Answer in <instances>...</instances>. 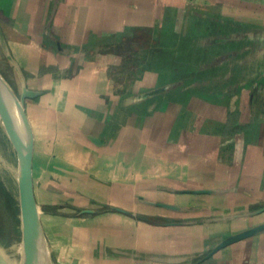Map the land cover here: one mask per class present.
<instances>
[{"label": "crops", "instance_id": "1", "mask_svg": "<svg viewBox=\"0 0 264 264\" xmlns=\"http://www.w3.org/2000/svg\"><path fill=\"white\" fill-rule=\"evenodd\" d=\"M33 1L0 0V71L24 95L41 252L54 264H264V229L230 236L264 223V1L192 0L206 12L185 0ZM156 10L194 15L188 31H151L189 51L109 72ZM14 236L0 223V264H24Z\"/></svg>", "mask_w": 264, "mask_h": 264}, {"label": "rangeland", "instance_id": "2", "mask_svg": "<svg viewBox=\"0 0 264 264\" xmlns=\"http://www.w3.org/2000/svg\"><path fill=\"white\" fill-rule=\"evenodd\" d=\"M34 1L33 2H34V6H35L37 3L36 2L37 0H34ZM185 1L187 2V5H190L191 7H194L197 10L199 9V11H205L206 12V10L204 9L206 7L203 3L192 1V0H185ZM31 2H32V0H31ZM157 2L159 5H160V3H161V5L164 4L163 0H157ZM214 7H215L214 8L215 13H216V10L218 11L221 8V6H214ZM201 8H203L204 10H200ZM32 10L33 9H31V11ZM239 11L241 13L239 16H244V17L255 13L253 11H249V10H245V9H243V10L241 9ZM54 13H56V9H55V6L52 5L49 8V12L47 11V24L48 23L50 24L48 26H51V23H52V21H54L53 19L55 17H60V14L55 16ZM151 15H152V18L149 19L150 20V27L142 24V25L135 26V29L139 30L140 28L141 29L144 28L145 30L143 31L144 32L143 34L146 33V31H147L146 29H149L150 31H154V35H155V31L158 28H159L158 31L160 32L161 28H164V27L169 28V27L174 26L172 24L166 25L165 22L172 21V23H175L177 21H179V22L182 21L185 23L184 27H182L183 30L185 31V29H186L188 31V25H187V23H189L188 20L191 17L192 18L194 17V15L190 14L188 11L178 12L176 10H164V11L163 10H156V12L151 13ZM152 19H155V21H157L159 23V26H154L153 30L151 27L152 26L151 25ZM172 19H174V20H172ZM193 21H194V18H193ZM154 23H156V22H154ZM158 23H156V24H158ZM43 28L46 29V27H43ZM133 28L130 30L128 29L129 32L127 30V33L132 34L131 31L133 30ZM132 37H133V35H132ZM152 41H153V39H152ZM152 41H151V44H152L151 46H149V47L146 46L147 48H142L141 49L142 51L140 53H137L138 59L141 61L143 60V62H144V63L141 62L139 67H147L151 64L153 66H155L156 68L169 67V65L174 62L173 60H176L174 55H173L175 50L180 49L182 51H184V50L189 51V49L184 48L185 47L184 44L180 45V46H183V48H181L180 46L178 48H174V46H175L174 44L172 47H170V46H168V44L163 45L161 43H158L159 41L157 43H155L154 41L152 42ZM120 44H121V42L118 43L117 45H120ZM142 45H144V43ZM197 45L199 46V48L202 47L204 50L207 47L206 43H201V42L196 43V48L198 50H199V48L197 47ZM184 54L185 53H183L181 56H183ZM188 56H189V54H185L181 58L187 59ZM127 63H128L127 60L121 59V62L119 65L109 67V72H110V70H114V68H115L114 72H117L116 74H118L119 72L125 73L126 78H128L127 73L132 71L133 66H130ZM134 68H136V67L134 66ZM2 69H4V68L2 67ZM7 72L8 71L6 69H4V71L2 70V72L0 71V77L5 81V83L7 84L9 89L11 90V92L14 94L15 100H17V102L20 103L22 94L19 91H17L15 88L14 89L12 88V86L10 85L11 84L10 83V75ZM119 76H124V74H121ZM116 79H119V77L117 76ZM129 79H127V81L124 82L125 85L128 84ZM119 86H121V85H119ZM21 103H22L23 111L25 113L24 97H23V101ZM25 116H26V113H25ZM26 119H27V116H26ZM27 121H28V119H27ZM28 124H29V122H28ZM29 128H30V125H29ZM30 134H31V132H30ZM1 145L4 146V150H3L4 155H2V157H1V154H0V223L2 225L4 224V226H6L8 231L13 232L16 235L14 237L16 239H18L22 244L21 234H22L23 225H22V221H21V212H20V206H19V202H18L17 191L15 190V188H16V177L14 175V156H13L14 139H13L11 127H9V145H8L9 147L5 144H1ZM29 153L31 155V146H30V152ZM28 165H29V162H28ZM30 174H31V158H30ZM14 177H15V184H14ZM33 197H34V195H33ZM34 201H35V199H34ZM35 204L37 205L36 201H35ZM38 219H39V224L41 227L40 212H38ZM262 229H264V223L263 222L255 225L253 227H249L245 230H242L241 232L234 233L230 236H231V239H239V238H242L244 236L257 234ZM43 247H45V246L43 245ZM47 254L48 253H46L45 248H43V250L41 252V255H42L41 259L42 260L47 259V264H54L52 258L48 259Z\"/></svg>", "mask_w": 264, "mask_h": 264}, {"label": "bare ground", "instance_id": "3", "mask_svg": "<svg viewBox=\"0 0 264 264\" xmlns=\"http://www.w3.org/2000/svg\"><path fill=\"white\" fill-rule=\"evenodd\" d=\"M21 109L16 106L13 99L3 86L0 80V154L1 157L4 155V146L1 144L9 145V127H11L14 146H13V156H14V175L16 177V188L18 202H20V189H21V165L24 163V155L27 154L29 149L28 143V130L26 125L20 115ZM9 147V146H8ZM14 177V184H15ZM35 216L38 214L37 207L34 208ZM33 240L35 244L34 260L33 264H46L41 259V241L43 236L41 234L40 225L38 221L35 220L33 224ZM24 235V247L27 242V233L23 227Z\"/></svg>", "mask_w": 264, "mask_h": 264}, {"label": "water", "instance_id": "4", "mask_svg": "<svg viewBox=\"0 0 264 264\" xmlns=\"http://www.w3.org/2000/svg\"><path fill=\"white\" fill-rule=\"evenodd\" d=\"M0 80L13 99L15 105L20 107L21 112V118L23 120V123L26 125L28 130V143H29V149L26 155H24V163L21 165V175H22V181H21V189H20V212H21V221L22 225L26 230L27 233V242L25 244V247L23 246V257H24V264H33L34 260V251H35V244L33 240V224L34 221L37 220L39 224L38 214L35 216L34 208L36 206L34 197H33V191H32V181H31V174H30V146H31V134H30V128L28 121L26 119L25 113L23 111L22 107V101L24 95H21V102H17L15 100L14 94L11 92L5 81L0 77ZM24 94H29L27 91L24 92ZM29 153V154H28ZM29 162V165H28ZM40 225V224H39ZM23 231V229H22Z\"/></svg>", "mask_w": 264, "mask_h": 264}, {"label": "trees", "instance_id": "5", "mask_svg": "<svg viewBox=\"0 0 264 264\" xmlns=\"http://www.w3.org/2000/svg\"><path fill=\"white\" fill-rule=\"evenodd\" d=\"M144 30H145L144 28H142V29L140 28L139 30L134 29V33H133L132 38L123 39L121 44L117 45L116 48H114V50L116 52H119L124 56L125 60L128 61V64L130 66H135L137 68H138V64H139V61L136 58L137 53H139V51L142 48H147L150 45H152L151 44V41H152L151 31L149 29H146L147 30L146 33L143 34ZM143 43H144V45H142ZM134 73L136 74L137 72L135 71Z\"/></svg>", "mask_w": 264, "mask_h": 264}]
</instances>
